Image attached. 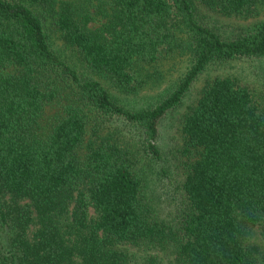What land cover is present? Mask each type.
<instances>
[{
    "label": "trees",
    "instance_id": "obj_1",
    "mask_svg": "<svg viewBox=\"0 0 264 264\" xmlns=\"http://www.w3.org/2000/svg\"><path fill=\"white\" fill-rule=\"evenodd\" d=\"M261 3L104 0L105 19L95 27L76 0H0V264H129L119 244L169 235L182 264H264V250L249 241L254 229L264 233V104L248 86L216 77L184 117L197 158L177 229L153 219L131 149L103 135L120 119L141 131L143 151L159 159L161 121L210 65L264 57V19L223 37L202 9L251 20ZM183 34L187 43L173 49ZM54 36L90 72L129 92L143 84L141 67L177 48L188 49L191 64L159 102L131 109L67 63ZM33 223L39 229L30 238Z\"/></svg>",
    "mask_w": 264,
    "mask_h": 264
},
{
    "label": "rangeland",
    "instance_id": "obj_2",
    "mask_svg": "<svg viewBox=\"0 0 264 264\" xmlns=\"http://www.w3.org/2000/svg\"><path fill=\"white\" fill-rule=\"evenodd\" d=\"M82 9L88 10L94 16L93 25L96 27L104 21V0H76ZM205 22L223 37H230L242 29H247L249 22L264 19V3L259 6V15L251 20L239 17H224L209 13L202 9ZM180 40L173 46L185 45L186 35H179ZM54 47L60 51L64 60L81 73L98 79L105 84L120 104L131 109L149 108L159 102L175 87L184 76L191 64L188 49H176L175 54L155 67L145 65L137 71L138 79L143 81L137 85L138 91H125L106 76L97 75L88 70L84 61L71 51L58 36H54ZM232 76L241 84L250 88L255 99L264 104V57L259 59H241L229 62L215 63L197 79L182 103L171 110L161 121L159 126L158 146L161 157L159 159L143 151L141 131L120 119H114L108 127L104 126L103 135L111 133L124 147L131 149L133 157L137 160V173L142 179V195L144 202L151 209L153 219L168 227L177 229L182 215L187 207V196L184 192V182L189 166L197 158V151L190 148L183 132V120L190 108L196 105L205 86L216 77ZM12 203V198L7 197ZM20 205L26 204L20 201ZM72 210V207H71ZM96 218L93 208L89 209V220ZM37 219H39L37 217ZM71 220V214L62 217ZM37 222V220H36ZM68 224V223H67ZM39 227L34 223L29 229L28 236L32 238ZM169 230V228H168ZM249 241L264 250V233L254 229ZM2 243H5L1 241ZM118 248L124 250L129 256V264H182L176 248L175 241L169 235L164 240H143L134 244H119Z\"/></svg>",
    "mask_w": 264,
    "mask_h": 264
}]
</instances>
